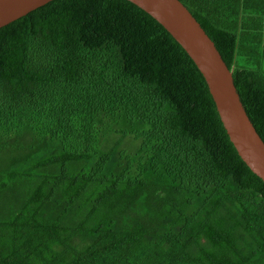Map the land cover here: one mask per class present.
I'll return each instance as SVG.
<instances>
[{"label": "trees", "instance_id": "16d2710c", "mask_svg": "<svg viewBox=\"0 0 264 264\" xmlns=\"http://www.w3.org/2000/svg\"><path fill=\"white\" fill-rule=\"evenodd\" d=\"M264 140V0H181ZM0 264H264V181L196 63L129 0L0 28Z\"/></svg>", "mask_w": 264, "mask_h": 264}, {"label": "water", "instance_id": "95a60500", "mask_svg": "<svg viewBox=\"0 0 264 264\" xmlns=\"http://www.w3.org/2000/svg\"><path fill=\"white\" fill-rule=\"evenodd\" d=\"M52 0H0V28ZM161 23L205 77L224 127L241 158L264 181V140L251 120L233 69L214 40L181 0H129Z\"/></svg>", "mask_w": 264, "mask_h": 264}]
</instances>
